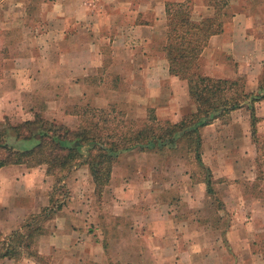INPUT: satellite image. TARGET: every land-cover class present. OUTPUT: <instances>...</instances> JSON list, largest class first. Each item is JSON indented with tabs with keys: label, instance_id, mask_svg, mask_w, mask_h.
Returning a JSON list of instances; mask_svg holds the SVG:
<instances>
[{
	"label": "crops",
	"instance_id": "1",
	"mask_svg": "<svg viewBox=\"0 0 264 264\" xmlns=\"http://www.w3.org/2000/svg\"><path fill=\"white\" fill-rule=\"evenodd\" d=\"M165 1L149 0L141 21L111 23L105 27L108 34H102L100 20L102 28L92 24L91 33L84 35L83 23L90 22L94 8L83 0H0V123L30 121L35 112L51 117L56 102L44 100L46 106L39 110L37 98L67 95V80L82 83L93 76L102 59L99 48L106 45L121 55L112 58L120 78L128 88L137 89L129 94L140 99L139 120L145 119L148 109L158 121L172 123L194 113L186 83L169 75L161 48ZM192 1V14L211 15L203 0ZM255 1L229 0L223 32L209 39L201 55L205 76L243 77L250 84L248 93L257 92L264 71V8L254 6ZM115 4L127 5L110 0L108 8ZM72 16L77 22L74 53L69 52L65 34ZM131 39L141 45L135 56ZM57 63L63 68L56 69ZM58 75L59 80H53ZM137 80L139 85H134ZM61 112L54 118L76 128L69 126L75 118ZM255 116L264 135V99L255 105ZM200 133L201 161L218 183L220 201L207 196L205 184L193 182L182 163L173 169L165 167L158 154L126 152L113 165L100 197L88 167L73 169L63 183L64 204L42 222L43 234L33 238L38 258H0V264H264L257 250L259 240L250 231L264 226V170L254 167L259 150L252 141L249 111H232L225 121L215 120ZM51 187L43 165L0 168L2 237L49 207Z\"/></svg>",
	"mask_w": 264,
	"mask_h": 264
},
{
	"label": "trees",
	"instance_id": "2",
	"mask_svg": "<svg viewBox=\"0 0 264 264\" xmlns=\"http://www.w3.org/2000/svg\"><path fill=\"white\" fill-rule=\"evenodd\" d=\"M212 13L195 20L188 2L166 3V33L162 46L170 76L186 83L195 112L179 122L158 121L148 109L142 121L126 120L115 106L99 109L88 105L67 107L65 115L77 118L70 129L35 112L33 119L18 124L0 123V168L23 165L45 166L52 180L49 207L28 218L8 237L0 234V258L17 260L23 255L37 259L33 238L43 234L42 222L64 204L63 184L70 172L87 166L98 197L109 185L118 157L126 152L180 151L194 169L190 179L205 184V193L215 195L216 181L201 161V130L215 120H226L235 110L245 108L250 115V132L256 141L255 105L264 99V71L256 93L246 92L243 77L219 79L205 76L200 63L203 50L212 36L223 32L229 0H205ZM33 143L31 148H25ZM200 175H202L200 177ZM197 177H200L196 179ZM199 180V181H198ZM264 259V251L262 252Z\"/></svg>",
	"mask_w": 264,
	"mask_h": 264
},
{
	"label": "rangeland",
	"instance_id": "3",
	"mask_svg": "<svg viewBox=\"0 0 264 264\" xmlns=\"http://www.w3.org/2000/svg\"><path fill=\"white\" fill-rule=\"evenodd\" d=\"M108 1H110V0H83V2L88 5L87 7H89L90 9H92V7L94 8L93 9L94 15L93 14L91 15V18L89 19L90 22L85 21V23H83V26L86 27L84 29V35H88L89 33H91L92 26H93L92 24H96L102 28V26L100 25V20L103 21V27H104L101 29L100 33H102V32L107 33L105 27L109 26L111 23H113L115 25H120L129 19H130L129 21H134V19L141 21V17L143 15V13L149 7V5H148L149 0H121L124 3L126 2L127 5L125 6V5L115 4V7H112V8L111 7L108 8ZM140 1H143L144 4L140 5ZM186 2H188L192 7L194 1L186 0ZM203 2L206 4L205 0H203ZM164 3L166 4V3H175V2H174V0H166ZM37 4H39V3H37ZM109 5H111V4H109ZM38 6L39 5H37V7ZM254 6L264 8L263 1L256 0L254 3ZM140 10H142V12H141L142 14L139 15L140 17H138V15H136V13L140 12ZM227 13H228L227 16L230 15V12L227 11ZM113 14H115V15H113ZM192 16L195 20L201 19V18H199L198 15L192 14ZM61 19L62 18H60V20ZM68 19H69L70 23H69V27L67 28L68 30L65 32V34H67V36H69L68 37L69 38L68 40L70 41L68 43L69 44V46H68L69 52L74 53L75 44H76V35H74V34H77L76 33L77 22H75L74 16L68 17ZM80 34H81V32H80ZM84 37L86 38V36H84ZM131 40L132 41H130V42H129V40H127L126 43H128V42L131 43L132 50L134 53L133 55L135 56L137 54V52L139 51V49L141 48V45L139 44V41H136L137 42L136 43L135 39H131ZM163 44H164V42H163ZM163 44H162V46H163ZM162 46H161V48H162ZM153 49L154 48H152V50ZM99 51H100L102 59H101L100 67L96 69V71L93 73L94 74L93 76L87 77L82 83H77L75 81L76 80L75 78L67 80V89L69 91V92H67V95H63V93L61 95H58L56 93V95H57L56 97L54 95L48 96V94H47L46 96H43L41 98H37L36 101H37V105H38L39 110L43 106L45 108L46 105L44 104V100L45 101L52 100V102L54 101L57 104V106L52 109L53 112L48 114L51 117L47 118V116L42 115L43 117H45V119L54 120L55 122L62 124V122L57 121L56 118H54V117H57V112H58V114L60 112L62 115L61 111L62 110L65 111V109L67 107H71V106L74 107L76 105L82 104V105H88V106H92V107L99 108V109H105V108L112 105V106H115L116 110L125 113V119L126 120H133V121H137V120L142 121L143 120V119L139 120L141 118L138 116L139 112L137 111V103H138V100H140L139 97L136 94H129V93H131L130 91H136L137 92V89L133 88V87L128 88V84H126V80L121 79L119 76V75H121L120 72H117L115 70V63L113 62L112 58L118 59V57H121V55H118V53L116 54L114 49L111 48V46H107V45L101 46V48H99ZM200 63L202 65V63H203L202 60H200ZM55 67H56V69L57 68L58 69L63 68L60 63H57ZM52 70H53V74H55L54 73L55 72L54 66L52 67ZM61 75L63 77L65 75V73L61 74ZM59 77L60 76L58 75L57 76L58 79L55 78L53 80L58 81ZM63 81H64V85H62L61 88L65 91L66 81L65 80H63ZM134 85H139L138 80L135 82ZM249 85L248 86L246 85L245 88L249 87ZM70 87L77 89V93H79L80 96H76L77 94L76 95L74 94L75 93L74 89L73 88L70 89ZM127 90H128V92H127ZM140 90H142V89H139V91ZM58 92H59V90H58ZM52 93H53V91H52ZM127 94H129V95H127ZM104 104H105V107L100 108ZM52 105L53 104H51L50 107ZM61 106H62V109H61V111H59ZM63 107L65 109H63ZM55 109H57L58 111H56ZM163 121H165V120H163ZM77 122H78L77 118H75V120H73V122L70 123L69 126H71L72 124H73V126L77 125ZM256 130H257V134H256L257 143L254 145L259 150V156H258L259 160H256V162L254 163L255 164L254 167L257 171H262V170H264V135L261 132H259L257 125H256ZM33 145H34L33 143H27L24 145V147L25 148H31ZM150 153L158 154L159 158L162 159L163 163L167 165L165 167H171L173 169H174V167L180 168L181 165L179 166V163H182L181 168L186 167V169L191 173H193V171H194L193 167L191 165H189V163L185 159L182 158V153L180 151L164 150L161 152H150ZM178 158H180V160L182 158V160L179 161ZM183 162L185 163L186 166H184ZM133 165L134 164H131V166H133ZM201 176L202 175H200V177ZM200 177H197L196 179H198ZM172 178L174 179L176 177L174 176ZM217 184H218L217 182L214 184V186H213L214 189H215V186ZM211 198L213 199V201H216V202L220 201V194L218 193V191L217 192L215 191V195ZM215 206H216V203H215ZM214 209H215V207H214ZM228 215H229V213H228ZM250 231L251 232L253 231L254 232L253 236L257 237L256 242H257V240H259L258 241L259 245H258L257 250H259V252L262 256V252L264 251V226H262L261 229H257V230H254V228H250ZM256 242H255V244H256Z\"/></svg>",
	"mask_w": 264,
	"mask_h": 264
}]
</instances>
